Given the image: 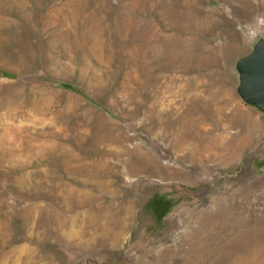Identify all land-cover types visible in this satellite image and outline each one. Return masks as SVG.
Returning <instances> with one entry per match:
<instances>
[{
    "label": "rangeland",
    "instance_id": "rangeland-1",
    "mask_svg": "<svg viewBox=\"0 0 264 264\" xmlns=\"http://www.w3.org/2000/svg\"><path fill=\"white\" fill-rule=\"evenodd\" d=\"M263 38L264 0H0V264H264Z\"/></svg>",
    "mask_w": 264,
    "mask_h": 264
},
{
    "label": "water",
    "instance_id": "water-1",
    "mask_svg": "<svg viewBox=\"0 0 264 264\" xmlns=\"http://www.w3.org/2000/svg\"><path fill=\"white\" fill-rule=\"evenodd\" d=\"M239 75L237 93L240 99L264 112V38L253 51L238 60Z\"/></svg>",
    "mask_w": 264,
    "mask_h": 264
}]
</instances>
